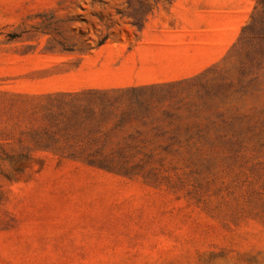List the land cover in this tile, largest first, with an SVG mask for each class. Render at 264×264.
<instances>
[{"label": "rangeland", "instance_id": "obj_1", "mask_svg": "<svg viewBox=\"0 0 264 264\" xmlns=\"http://www.w3.org/2000/svg\"><path fill=\"white\" fill-rule=\"evenodd\" d=\"M0 264H264V0H0Z\"/></svg>", "mask_w": 264, "mask_h": 264}]
</instances>
